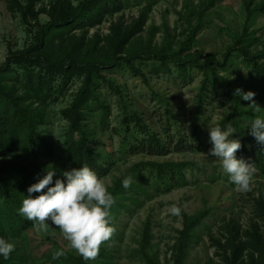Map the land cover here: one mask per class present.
I'll return each mask as SVG.
<instances>
[{
	"label": "rangeland",
	"instance_id": "1",
	"mask_svg": "<svg viewBox=\"0 0 264 264\" xmlns=\"http://www.w3.org/2000/svg\"><path fill=\"white\" fill-rule=\"evenodd\" d=\"M83 1L0 0V68L5 67L9 53L36 45L41 26L74 13ZM263 1L121 0L119 11L106 14L95 27L69 32L52 29L45 37V59L67 62L75 58L104 66L96 77L98 84L85 111L82 131L88 147L107 163L109 171L101 179L109 192L127 173L132 177L130 187L115 198L111 208L115 234L101 246L95 260L83 259L84 264H176L178 260L180 264H219V244L221 249L226 247L229 231L244 242L255 230L264 239V177L255 171L251 191L238 192L218 158L206 155L212 148L209 127L217 124L224 129L236 121L246 136L255 139L250 135L251 123L257 115L264 116V81L234 54L228 68L215 67L230 83L232 96L221 91L200 106L202 72L194 69L182 80L170 60V74L155 73L158 62L146 60L212 54L222 61L244 33L252 53L264 52V10L252 17L245 32L248 11ZM211 2L212 7L205 11ZM134 29L133 36L119 45ZM113 63L116 66L110 67ZM258 63L264 67V59ZM39 65L43 64L27 68L35 74L41 72L40 88L30 90L20 80L13 89L21 109L34 120L35 149L0 152V238L15 244L10 258L0 257V264H76L81 257L68 247L51 221L48 233H38L33 222L18 214L28 187L47 174L49 165L56 173L51 186L56 179L66 182L62 173L72 169L67 150L79 139L65 113L83 79L48 76ZM11 67L17 74L24 71L21 65ZM12 85L0 82L8 90ZM237 88L254 92L261 112L248 107L251 101L234 95ZM6 106L0 105V120L21 144L28 133L19 121L22 112ZM195 125L200 130V146L192 135ZM151 134L168 145L166 155L130 152L129 145H138ZM180 139L185 149H179ZM151 163L188 166L181 174H163L162 180ZM174 204L181 209L179 215L170 212ZM202 212L207 216L184 239L185 220ZM57 250H63L65 256L53 260Z\"/></svg>",
	"mask_w": 264,
	"mask_h": 264
},
{
	"label": "trees",
	"instance_id": "2",
	"mask_svg": "<svg viewBox=\"0 0 264 264\" xmlns=\"http://www.w3.org/2000/svg\"><path fill=\"white\" fill-rule=\"evenodd\" d=\"M120 5L121 0H84L78 5L74 13H65L58 17L55 22H49L46 25L41 26V31L35 38L36 45L17 53H9L5 67L3 69L0 68V82L10 81L13 85L10 90L0 86V105L7 107L6 104H9L17 112H22L21 115L18 113L20 115L19 121L26 125L23 126L27 127L28 133L20 144L16 135L5 127L0 120V152H3L6 149L15 150L16 148L23 151L33 152L35 149V133L31 125L34 120L26 111L24 112L21 109L18 104V99L14 96L13 89H15L16 85L21 82L25 88L30 90H34L36 87L40 88L39 86L42 85L41 72L35 74L34 71H32L33 69L29 70L27 68L33 63H39L43 64L39 66H41L42 69V66H44L48 76L58 74L63 76L66 80H71L73 77H80L83 79L81 89L73 100L70 109L65 113V116L70 120L72 130L79 134L78 141L71 144L67 150L68 159L71 168H79L84 164H87L100 178L108 173L109 168L106 166V161L103 159L102 155L94 153L88 147L87 144L89 141L82 131V122L85 120V111L89 108L88 103L94 99V85L98 84L96 77L99 74V69L104 68V66L98 65L96 62L82 63L75 58H71L67 62L51 61L43 57L42 50L44 39L52 29L69 32L76 28L86 29L95 27L101 22V19L106 14L119 11ZM212 5L213 3L211 2L205 8V11L209 10ZM263 10L264 1L253 11H248L245 32L252 17L257 12ZM136 30L137 29L131 31L129 36L123 37L119 45H124L127 40L131 38L130 36H133V33L136 32ZM245 36L246 33H244L243 36L238 37L233 46H231L223 55L222 61L216 60L212 54H208L204 57L201 55H190L183 60L163 55L157 59H154V57H148L146 60H154L158 62L156 63L157 65L154 66L155 73L163 72L168 74H170V69L167 61L170 60L174 64L179 78L182 80L188 79L191 71L194 69L202 72L203 81L201 82L198 93V101L201 106L205 99H209L212 94L216 95L221 91H224L230 97L232 96L230 83L226 82L223 77L216 73L215 67L223 69L228 68V66L232 64L231 57L234 54L239 55L245 63L251 66L252 72L259 79L264 81V67L258 63L259 60L264 59V52L257 54L252 53L244 38ZM12 64L21 65V68L24 69L22 74H17L12 69ZM115 66L116 63L110 65V67ZM132 120L137 121L135 117ZM233 128L236 131L232 138L239 139L242 144L241 149L236 154L237 158H243L246 161L254 163L256 171L264 177V146L258 144L255 139L246 136L236 121H233ZM199 133L200 130L198 126L195 125L192 135L195 137L194 139L198 143V146L202 145ZM184 144L185 143H181L180 139L177 145L179 146V149H185L186 147ZM128 149L132 154L146 153L150 156H164L169 152L168 145L163 143L154 134L147 135L146 139L141 141L138 145H129ZM149 166L153 167L163 180V174H181L182 170L188 166V163H151ZM128 176H130L128 173L123 176L110 191L114 198L126 189L122 186V180ZM261 211L264 217V208H261ZM206 214V212H202L191 219L185 220L184 239L187 238L191 230L200 224V222L207 216ZM228 234L230 235V239H226V247L221 249V245L219 244V250H221L220 257L222 256V260L219 264H264V239L261 235H258L256 230L254 235L250 237V240L246 242L241 241V239L238 240V237H234L231 231H229ZM182 247L183 244L181 245V248ZM180 263L181 260H178L176 264ZM76 264H84L83 258L80 257L76 261Z\"/></svg>",
	"mask_w": 264,
	"mask_h": 264
},
{
	"label": "clouds",
	"instance_id": "3",
	"mask_svg": "<svg viewBox=\"0 0 264 264\" xmlns=\"http://www.w3.org/2000/svg\"><path fill=\"white\" fill-rule=\"evenodd\" d=\"M234 95L244 101H251L248 107L256 113L261 112L254 92H243L237 88ZM235 131L230 124L224 129L218 124L209 127L212 148L206 155L218 158L223 172L235 185V190L246 193L251 191L256 169L254 163L237 158L242 144L239 139L232 138ZM250 135L264 146V116L257 115L252 121ZM55 175V170L49 165L47 174L28 187V195L22 200L18 214L33 222V228L38 233H48V221H51L60 230L70 249L75 250L85 261L95 260L101 246L116 232L111 213L115 198L108 191L104 180L87 164L64 171L62 175L66 182L56 179L54 186H51ZM131 183V176L122 180L124 188L130 187ZM45 189L46 192L43 191ZM32 193L41 194L33 197ZM170 212L179 215L181 209L174 204ZM14 250V243L0 238V257L7 260ZM64 256L63 250H57L52 254V259L59 260Z\"/></svg>",
	"mask_w": 264,
	"mask_h": 264
}]
</instances>
